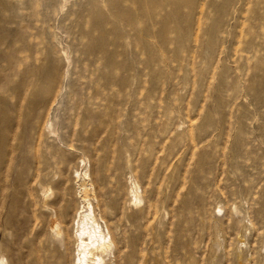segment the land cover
<instances>
[{"label":"rangeland","instance_id":"obj_1","mask_svg":"<svg viewBox=\"0 0 264 264\" xmlns=\"http://www.w3.org/2000/svg\"><path fill=\"white\" fill-rule=\"evenodd\" d=\"M84 172L109 264H264V0H0V264H74Z\"/></svg>","mask_w":264,"mask_h":264},{"label":"bare ground","instance_id":"obj_2","mask_svg":"<svg viewBox=\"0 0 264 264\" xmlns=\"http://www.w3.org/2000/svg\"><path fill=\"white\" fill-rule=\"evenodd\" d=\"M77 187L84 202L74 221L76 258L74 264H109L111 259L113 240L107 225L101 223L96 217L92 203L87 199L89 177L87 172L77 175ZM91 186V185H90ZM91 188V187H89ZM134 202H140L139 196L131 192ZM81 201V202H82ZM63 209V208H62ZM105 224V223H104Z\"/></svg>","mask_w":264,"mask_h":264}]
</instances>
